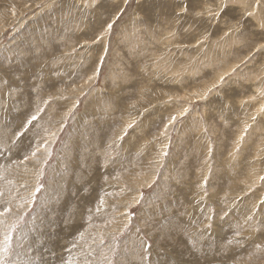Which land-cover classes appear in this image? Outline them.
<instances>
[{
    "label": "rangeland",
    "instance_id": "1",
    "mask_svg": "<svg viewBox=\"0 0 264 264\" xmlns=\"http://www.w3.org/2000/svg\"><path fill=\"white\" fill-rule=\"evenodd\" d=\"M82 3L0 0L10 264H139L141 241L153 264H264V0L206 39L208 3ZM170 228L203 231L195 255Z\"/></svg>",
    "mask_w": 264,
    "mask_h": 264
},
{
    "label": "snow or ice",
    "instance_id": "2",
    "mask_svg": "<svg viewBox=\"0 0 264 264\" xmlns=\"http://www.w3.org/2000/svg\"><path fill=\"white\" fill-rule=\"evenodd\" d=\"M127 2V0H125ZM197 4L202 3H208V6L201 11H198L196 13L197 16L204 18L203 22L206 25L204 28V39L207 38L208 35L211 34L209 28L207 25H215L219 26L222 16H225L227 10L229 8H242L243 14L239 19H236L235 17H232L231 20H234L235 23H231L228 19H225V27L226 31L224 32L225 36H228L233 31H240L241 28V20H243L246 17H256L257 13L255 11L256 8H259L261 6V0H255V3H250V0H195ZM96 3V0H83V3L80 5L84 8H90L94 7ZM212 5H215L214 7ZM251 9V10H250ZM182 10L187 11L186 7L182 6ZM115 21H113L114 23ZM113 23H109L107 25V30L110 32ZM259 27L261 29H264V15H261L259 17ZM102 39V36L97 37V41ZM96 41H94L95 43ZM198 43H203V39L198 41ZM264 47V45H261ZM102 63V61H101ZM95 75V74H94ZM93 77H89V79H92ZM220 81H224V77H220ZM216 85H213L215 87ZM264 110V109H262ZM37 111H40L39 108H37ZM37 119L36 115H32L31 119L27 121L28 124H31L33 121ZM173 119H175L173 117ZM255 119V117H253ZM132 125H128V127H131ZM124 134H127V131L125 130ZM121 139L123 137H120ZM39 151V147L35 151L31 153L32 157H35L37 152ZM28 160V156L24 157V160L21 161L22 163ZM38 190V189H37ZM0 196H3V193L0 192ZM11 201L6 202V206L3 208L2 211H0V225L6 224V218L8 214L12 211L11 207H8L7 204H10ZM207 219V218H206ZM18 224L13 223L10 226H7L3 229L2 232H0V264H10V262L7 259L8 253L11 250L12 246V239H13V233L17 230ZM204 227L211 231L212 225L210 223H206ZM181 238H178V235ZM203 231L198 232H191L186 228L181 229H169L168 232L165 234L163 233V230H161V234L157 237L161 245L166 246L165 251L175 250L178 246L186 247L188 252L192 255L196 254V250L198 246L201 244V238L203 236ZM141 249L143 250L140 255V261L139 264H153L151 260V249L152 244L146 243L145 241H141ZM178 255L183 257L184 252L179 251ZM156 264H159V262H156ZM178 264H189V262L185 259H181L178 261Z\"/></svg>",
    "mask_w": 264,
    "mask_h": 264
},
{
    "label": "bare ground",
    "instance_id": "3",
    "mask_svg": "<svg viewBox=\"0 0 264 264\" xmlns=\"http://www.w3.org/2000/svg\"><path fill=\"white\" fill-rule=\"evenodd\" d=\"M247 20V19H246Z\"/></svg>",
    "mask_w": 264,
    "mask_h": 264
}]
</instances>
